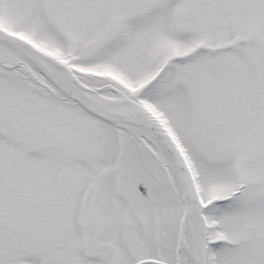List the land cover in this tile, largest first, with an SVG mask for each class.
Wrapping results in <instances>:
<instances>
[{"label": "snow or ice", "instance_id": "obj_1", "mask_svg": "<svg viewBox=\"0 0 264 264\" xmlns=\"http://www.w3.org/2000/svg\"><path fill=\"white\" fill-rule=\"evenodd\" d=\"M0 264H264V0H0Z\"/></svg>", "mask_w": 264, "mask_h": 264}]
</instances>
